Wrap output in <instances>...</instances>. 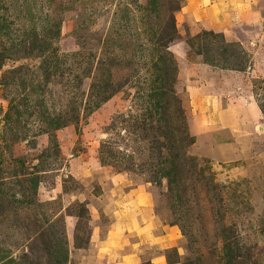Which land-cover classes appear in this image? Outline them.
Segmentation results:
<instances>
[{
    "label": "rangeland",
    "instance_id": "rangeland-1",
    "mask_svg": "<svg viewBox=\"0 0 264 264\" xmlns=\"http://www.w3.org/2000/svg\"><path fill=\"white\" fill-rule=\"evenodd\" d=\"M223 1L222 30L179 11L177 39L151 58L149 0H0V51L19 56L0 71L13 83L0 87V264H264V0ZM43 29L57 63L19 42ZM216 45L234 56L204 64L197 47L215 59ZM159 57L178 67L169 97L145 72ZM54 117L76 120L53 129ZM171 137L193 159L173 186L161 175ZM132 223L153 244L131 232L95 254Z\"/></svg>",
    "mask_w": 264,
    "mask_h": 264
},
{
    "label": "trees",
    "instance_id": "trees-1",
    "mask_svg": "<svg viewBox=\"0 0 264 264\" xmlns=\"http://www.w3.org/2000/svg\"><path fill=\"white\" fill-rule=\"evenodd\" d=\"M148 3L150 6L149 7L150 10H148L150 11V13L148 16L149 17L153 16L154 21L152 25H154L156 28L155 29V40L152 42L153 48H152V54H150V56L152 58L153 55L160 53L163 57H165L167 54L168 45L174 42L179 35L177 27H176L175 13L181 11L185 7L186 1L185 0H163V3H162V0H149ZM27 12L30 13L31 11L28 10ZM36 16H37L36 14L33 15V12L30 13V19H32V21L34 20ZM4 18L6 17L3 16V20H5ZM5 22L7 23L6 20ZM54 22L56 23L55 20ZM6 23H5V27L1 25L3 29L9 26V25H6ZM57 28H58V25H56V29ZM50 33L51 32L45 31V29L41 30V33H38L36 30H33V34H27L26 39H22L19 42H23L25 46L31 47V50L33 51V53L36 52L35 56H38L39 58H44V60L47 59V61H45L47 64L48 63L53 64L55 61L57 63L58 57L54 58V56L56 55V52H54L53 42L47 40L49 38ZM205 34L209 35L208 37H210L211 40L215 39V37L213 36L218 37V40H220L219 38L221 37V35L215 34L213 32H208ZM56 37L58 36L56 35ZM111 39L112 38H109L105 42L107 47L110 44ZM203 47L204 46L197 47V55H200V56L203 55L205 57L203 58L204 59L203 63L210 65V66L216 67L217 61L228 63L227 57L234 56V53H231L225 49H222L223 51H220V47L216 45L214 53L218 58L214 59L213 57H210V53L207 51L205 47L203 49ZM141 53L142 51L139 52V56L142 59ZM29 55H32V54H26L24 57L29 56ZM16 58H19V56H17V51H11V50L10 51H0V71L7 60L9 59L12 60ZM139 60L140 58H138V61ZM47 64H45V66ZM146 64H148V67H144L146 74H152L151 73L152 70L155 71L153 72L154 74L155 73L158 74L156 75L157 80L159 83L162 84L164 91H165L164 93H161V96L169 97L171 96V94H174V84H175V80L178 74V67L174 62L171 61V58L170 60H168V59H163L162 57H159L157 60H154V61L151 60L150 62ZM247 67H248V62L247 63L243 62L241 66L237 68L236 70L244 71ZM44 68L45 67L43 68L39 67V69H43V70ZM134 70L135 72H137L138 68H134ZM18 71L19 69L16 70V72ZM7 80H8V77H4V78L0 77V87L4 88V90L8 89V85L13 84V83L8 82ZM18 82L16 78L14 83H17V85H15L17 88L21 89L24 92L26 89L28 90L29 87H27L25 84H22L21 79H19ZM106 90L109 91L110 87H107ZM8 102H9V108H8L9 112L5 114V118L7 120H9V117H11L10 111L16 105V100L11 98L9 99ZM158 108L161 109L159 105L157 106L155 105V108L153 109V114L156 112V109ZM0 112H2L1 107H0ZM164 114H165V110L162 113V119H163ZM162 119L160 121H162ZM69 120L74 121L76 120V118L74 117V118H71V119L69 118L68 120H66L63 117H54L53 119L50 120L49 126H51L53 129H60L66 126ZM163 136H164V140L166 138L168 140L169 137L168 136L166 137V134L163 133ZM173 140H175V138L171 137L170 143L165 142V143L160 144L161 147L165 148L168 151L167 153L168 158L167 156L166 158L169 163V165L163 166V169L161 170V175L163 176V178L168 179L169 183L172 186L177 184V180L182 176V173H184L183 170H181V168L193 166V159H191V157H189L186 152V144H184L183 150L180 154L172 152L173 150L172 141ZM182 140H183V143L186 142V139H182ZM188 144L189 143H187V145ZM160 157H161V153H160ZM161 158L163 159V157ZM31 175L33 176V173ZM21 176H26V173L22 171ZM29 181L30 183L34 182V188L32 186V191H31L33 195V193L36 192L37 187L39 185L38 177L37 178L34 177L30 179ZM0 185L4 186L5 183L0 181ZM169 188L171 190V187ZM24 196H25L24 194H21V198H23Z\"/></svg>",
    "mask_w": 264,
    "mask_h": 264
},
{
    "label": "crops",
    "instance_id": "crops-1",
    "mask_svg": "<svg viewBox=\"0 0 264 264\" xmlns=\"http://www.w3.org/2000/svg\"><path fill=\"white\" fill-rule=\"evenodd\" d=\"M185 1H186L185 7L181 10V11H183L182 12L183 14L190 16L191 18H193L196 21H205L209 24V26L211 28H213L215 30H222L223 29V28L219 29L221 27H219L217 24L221 20H223V16L225 13V10L223 9L225 1H223V0H185ZM241 2H243V0ZM234 10H235L234 12H233V9L231 10L232 14L241 12V9H239L238 6L234 7ZM241 17H243V16H240V20H242L244 18V17L243 18H241ZM200 67L202 69H204L205 65L200 64ZM200 67H198V68H200ZM195 68H197V67H195ZM214 72L217 73V71H214ZM190 96L192 98H194L196 96L194 88L191 89ZM250 106H251L254 114L260 115L256 104L251 103ZM147 223H148V225H150V223H153V221H148ZM135 224L132 223L131 225L128 226L127 229H126V226L121 227L122 230L110 229V231H113V233L109 232L107 234L106 240L104 242L99 241L98 245L94 246L95 254L99 257V253L101 251H105L104 253H102V255H100L101 257H104L109 253L110 249L117 248V247L122 248L123 247L122 245L126 241L127 235L131 232H135L134 234L139 238V241H141V243L153 244V240H152L153 235L151 232L154 229L151 228V229L147 230L146 228H148V225L146 227H143L145 224H142V227H140L139 230L140 231L145 230L146 233L143 235H140L137 233L138 228ZM154 226H156L155 223H154ZM125 257H129V256H125ZM130 262H131V260H130Z\"/></svg>",
    "mask_w": 264,
    "mask_h": 264
}]
</instances>
